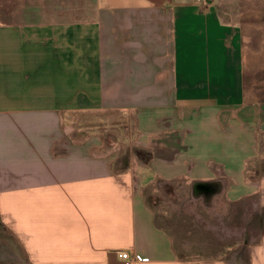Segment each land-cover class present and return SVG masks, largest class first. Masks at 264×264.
Instances as JSON below:
<instances>
[{"label":"crops","instance_id":"crops-1","mask_svg":"<svg viewBox=\"0 0 264 264\" xmlns=\"http://www.w3.org/2000/svg\"><path fill=\"white\" fill-rule=\"evenodd\" d=\"M243 4L264 27V1ZM251 28L214 0H0V219L31 264H235L244 250L264 264V33ZM92 113L134 126L126 170L104 142L74 141L69 115ZM168 183L212 189L197 215L224 240L209 254L158 222L149 198ZM244 207L258 237L235 244Z\"/></svg>","mask_w":264,"mask_h":264},{"label":"rangeland","instance_id":"rangeland-1","mask_svg":"<svg viewBox=\"0 0 264 264\" xmlns=\"http://www.w3.org/2000/svg\"><path fill=\"white\" fill-rule=\"evenodd\" d=\"M214 2L220 7V11L226 21L228 20L234 25L243 27L247 32V28L250 30L253 29L251 28L252 26L256 28V30L264 33L263 25L258 23L253 24L254 22L248 17V13L245 12L243 8V0H214ZM75 12H78L77 6ZM262 41L264 42V37H262ZM67 121L78 128V132L76 133L77 137L74 140L75 142L84 143L87 139L91 138L92 140H96L99 144L98 140H100L101 144L102 142L105 144V153L112 158H116V170H126L130 166L129 148L120 150L121 144L129 147L132 139V142L136 143L135 128L134 126H129L128 118L117 113H92L87 115L72 114L69 115ZM130 129H133V131ZM138 153L142 159L147 156L145 152L139 151ZM182 184L184 185V183ZM182 184H162L160 186L162 195L156 194L154 197L149 198L150 204L154 210L161 211L162 214H158L157 216L158 222L170 230L172 234L176 236V240H182L180 236H177L182 233V235H185V239L190 240L189 243L191 245H194L197 249L204 247L203 252L209 254L211 251H207V248L208 250L211 249L216 234H219V238L217 239L220 240V245L222 240H224V238H221L223 235L221 232L212 231V227L218 224L221 226V224L218 222V218H214L213 213L211 214L208 212L203 215L197 214L199 208H203L201 210L205 211L206 206L214 207L213 192L208 194L197 193L190 184L188 186H183ZM220 205H223V203L220 202ZM180 208L182 212L179 214L178 211ZM245 210V207L244 209H234L238 214L234 218V224L232 226H234V228L245 226L246 229L245 232H235V244L236 242L243 243L244 239L242 238L245 234L246 236L244 238L248 240L258 237V216L253 208H250L248 212H245ZM220 212H223V210H220ZM196 227L201 229H197ZM239 246L240 245H236V249H239ZM178 248H182V246L179 245ZM185 251L188 257H192V255L197 256L193 251ZM240 253V259L244 256L247 260L246 262L240 261L235 264H249L247 252L244 250L243 252L240 251ZM227 263L232 264L230 262ZM0 264H31L19 242L2 224L1 219Z\"/></svg>","mask_w":264,"mask_h":264},{"label":"built area","instance_id":"built-area-1","mask_svg":"<svg viewBox=\"0 0 264 264\" xmlns=\"http://www.w3.org/2000/svg\"><path fill=\"white\" fill-rule=\"evenodd\" d=\"M120 258L123 259V260H128L129 259V255L123 253V254L120 255Z\"/></svg>","mask_w":264,"mask_h":264},{"label":"flooded vegetation","instance_id":"flooded-vegetation-1","mask_svg":"<svg viewBox=\"0 0 264 264\" xmlns=\"http://www.w3.org/2000/svg\"><path fill=\"white\" fill-rule=\"evenodd\" d=\"M200 191H201V190H200ZM200 191H199V192H200ZM211 191H212V189H211L209 192H205V193L208 194V193H210ZM199 192L197 191V193H199Z\"/></svg>","mask_w":264,"mask_h":264},{"label":"bare ground","instance_id":"bare-ground-1","mask_svg":"<svg viewBox=\"0 0 264 264\" xmlns=\"http://www.w3.org/2000/svg\"><path fill=\"white\" fill-rule=\"evenodd\" d=\"M96 34V33H95ZM79 35V34H78Z\"/></svg>","mask_w":264,"mask_h":264}]
</instances>
